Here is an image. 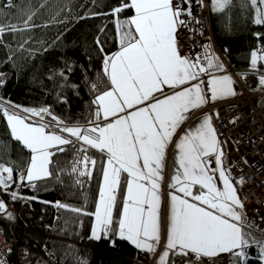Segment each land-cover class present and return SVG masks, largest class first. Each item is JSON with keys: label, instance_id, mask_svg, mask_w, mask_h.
Wrapping results in <instances>:
<instances>
[{"label": "snow or ice", "instance_id": "1", "mask_svg": "<svg viewBox=\"0 0 264 264\" xmlns=\"http://www.w3.org/2000/svg\"><path fill=\"white\" fill-rule=\"evenodd\" d=\"M210 2L213 12H222L232 0ZM45 3L47 0L40 7ZM199 3L203 6V0ZM191 5L192 0H116L107 12L93 13L113 17L119 50L107 53L100 38L95 40L102 75L94 82L85 77L93 98L84 124H69L48 107H23L0 97V114L6 118L10 136L31 153L22 168L0 157V194L13 201L23 199L18 193L20 186L27 183L34 188L36 181L47 179L63 183L62 175L69 176L75 187L83 188L81 178L91 180L98 171L100 185L93 212L55 204L94 217L89 239H107L113 247L117 241H125L138 252L151 255L162 245L157 264H170V258L171 264H191L175 259L189 254H194L200 264L204 258L208 264H215L222 254H229L231 264H250L252 249L258 264H264V237L254 235V230L264 234V228L250 223L243 212L244 202L236 184L244 181L240 178L234 184L224 167V151L212 117H203L194 131L174 140L192 110L236 94L230 76L213 74L222 71L223 65L210 52V45H202L204 52L195 56L179 51V29L187 27L184 18L195 20ZM241 6L252 12L255 25L264 26V0H241ZM37 11L30 0L27 7L16 0H0V46L9 49L5 62L15 64V52L27 51L29 40L23 39L12 50L5 44L4 35L39 27L34 23ZM125 11L132 15L120 19ZM254 35L258 42L264 41V33ZM249 64L253 72L260 73L259 84L264 86V72H260L264 44L250 52ZM71 71L66 63L64 70L52 75H58L64 81L61 87H65L69 86L67 73ZM6 83L7 74L0 72V88ZM165 88L179 90L163 95ZM60 99L67 103L66 98ZM173 143L178 149V167L168 184L171 191L162 215L161 185L167 149ZM69 148L73 152L69 167L54 174L52 157ZM89 150L100 153V159L89 155ZM0 214L13 218L3 199ZM0 264H4L2 256Z\"/></svg>", "mask_w": 264, "mask_h": 264}, {"label": "trees", "instance_id": "2", "mask_svg": "<svg viewBox=\"0 0 264 264\" xmlns=\"http://www.w3.org/2000/svg\"><path fill=\"white\" fill-rule=\"evenodd\" d=\"M16 3L27 7L29 0H16ZM41 3L44 0H30L31 7L38 9L34 23L39 27L30 32L4 35L5 44L11 45L12 50H16L25 38L29 42L25 45L27 51L15 52V64L5 62L9 49L0 46V72L7 74V83L0 88V97L23 107H48L55 116L69 124H84L92 111L93 98L85 77L94 82L102 75L101 56L95 40L100 38L107 53L119 50L113 17L93 13L107 12L116 0H47L44 7H40ZM131 15V11H125L120 14V19ZM252 15L250 10L242 8L241 0H232L222 12L211 9L213 38L234 69L251 70L250 52L264 44L254 35L264 33V26L255 25ZM66 63L72 67L67 73L69 86L61 87L64 81L52 74L64 70ZM73 84L78 87L72 88L70 85ZM61 97L66 98L67 103L62 102ZM45 119L50 120V117ZM30 155L20 142L12 139L6 118L0 114V157L22 168ZM89 155L99 160L101 154L89 150ZM72 158L70 148L64 153H56L52 157L53 166H50L53 173L69 167ZM61 179L63 183L47 179L36 181L34 188L27 183L19 187L18 193L24 198L16 199V203L29 202L34 215L19 224L16 233L21 243L38 251L43 245H49L62 264H135L133 258L139 252L128 242L117 241L113 247L107 239H89L94 217L55 206L59 202L93 212L100 185L99 172H94L91 180L81 178L85 181L83 188L75 187L67 175H62ZM254 235L264 237L255 230ZM250 252L253 257L250 264H258L254 258L256 250Z\"/></svg>", "mask_w": 264, "mask_h": 264}, {"label": "built area", "instance_id": "3", "mask_svg": "<svg viewBox=\"0 0 264 264\" xmlns=\"http://www.w3.org/2000/svg\"><path fill=\"white\" fill-rule=\"evenodd\" d=\"M191 11L199 23L192 18H184L187 27L180 28L178 33L179 51L184 55L199 53L203 40L213 38L210 1L203 0L201 6L199 0H195ZM227 69L236 82V95L210 103L204 110L215 114L218 137L226 148L230 175L236 182L243 178L244 183L238 186L245 200L247 220L264 228V86L259 84V72L234 69L228 64ZM260 72H264V69ZM0 199L6 202L7 211L13 217L8 219L0 214V256L4 264H62L57 261L49 245H43L38 251L21 243L16 233L19 224L21 220L34 216L29 202L18 205L10 196L3 194H0ZM161 252V247L155 255L139 252L133 261L135 264H157ZM175 259L200 264L194 254ZM204 264H208L207 258H204ZM215 264H231V257L229 254L221 255L216 258Z\"/></svg>", "mask_w": 264, "mask_h": 264}, {"label": "crops", "instance_id": "4", "mask_svg": "<svg viewBox=\"0 0 264 264\" xmlns=\"http://www.w3.org/2000/svg\"><path fill=\"white\" fill-rule=\"evenodd\" d=\"M202 45H210V52L212 54H214L215 57H218L219 62L223 65V70L222 71H218V72H214V75H228L232 78L233 80V88L235 90V93H237L238 89H237V85L236 82L233 78V76L231 75V73L228 71L227 69V61L224 57V55L220 52V50L218 49L214 38L212 37H207L203 40ZM204 52V48H202V50L199 53H203ZM198 53L195 54H190V56H195ZM229 65V64H228ZM208 77L205 76V80H207ZM179 89H170V88H165V91L163 93V95H171L173 91H178ZM158 98H162V95L160 93L156 94ZM236 95V94H235ZM234 95V96H235ZM232 96V97H234ZM232 97H229L227 99H230ZM227 99H219L216 101H209L208 103L202 105L201 107L192 110L190 113H188V119H186L183 124L181 125V127L177 130V135L174 136V140L178 141L179 136H182L185 132L191 130L194 131L195 127L199 126V122H202L203 117L205 116H211V124L214 127L217 137H218V132H217V128H216V117L214 113L211 112H207L204 110V108L206 107V105L210 104V103H215V102H219V101H223V100H227ZM219 141L221 142V145L223 147V151H224V167L227 169V152H226V148L223 144V142L220 140V138L218 137ZM31 154V153H30ZM214 159V158H212ZM176 161H178V149H176L175 144H170L168 146L167 149V154H166V161H165V166H164V181L162 182L161 185V199H162V215L163 213L166 211L167 209V204H168V192L171 191V189H169L168 184L171 180L172 175L175 173L176 171V167H178V165L175 163ZM213 167H215V164L213 163ZM231 176V175H230ZM232 178V176H231ZM123 179V177H122ZM232 181L234 184H236V181L232 178ZM218 185H220V182H217ZM237 187V192L239 197L241 198V200L245 203V200L240 192L239 186L238 184H236ZM245 207V205H244ZM243 212L245 214V210L243 209ZM162 248L163 251V246H160ZM224 255V254H222ZM170 263H171V258H170Z\"/></svg>", "mask_w": 264, "mask_h": 264}, {"label": "rangeland", "instance_id": "5", "mask_svg": "<svg viewBox=\"0 0 264 264\" xmlns=\"http://www.w3.org/2000/svg\"><path fill=\"white\" fill-rule=\"evenodd\" d=\"M32 119H33V120H35V118H34V117H33Z\"/></svg>", "mask_w": 264, "mask_h": 264}]
</instances>
